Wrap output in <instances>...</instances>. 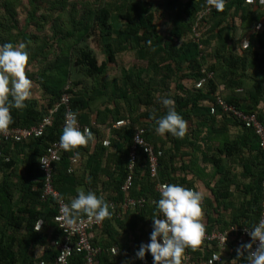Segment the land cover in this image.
<instances>
[{
  "label": "trees",
  "instance_id": "trees-1",
  "mask_svg": "<svg viewBox=\"0 0 264 264\" xmlns=\"http://www.w3.org/2000/svg\"><path fill=\"white\" fill-rule=\"evenodd\" d=\"M27 1V17L23 28H19L17 19L18 10L23 7L22 0H0V45H25L29 52L27 69L33 67L34 70L32 74L26 75L41 89L45 104L40 105L38 100L29 99L25 101V108L12 109L13 123L8 128H31L38 125L60 101L68 85L71 86V109L78 114L81 125L87 113L96 116L99 126L107 127L119 119L124 120L126 117L120 111V105H123L126 116L131 119V125L116 132L118 145L113 156L117 159L118 171L117 178L113 180L115 197L112 198L122 201L124 193L121 188L128 175L129 149L136 130L143 128L146 141L156 148V119L159 118L158 115L162 117L166 114L165 108L157 109L156 114L148 113L145 116L152 123L143 124L140 116L134 117L135 111L141 106H154V85H166V79H175L177 91L181 94L172 99L175 101L176 111L187 124L199 120L200 123H222V126L241 128V135L234 140L226 137L218 151L237 159H245L244 150L249 149L251 158L255 161V171L243 165L247 175L237 177L220 167L215 160L214 166L223 175L221 185L226 188L227 194L232 186L238 189L243 186L246 197H249L248 201L242 203L241 215L234 223L243 222L251 227L258 223L264 182V160L259 139L253 130L246 128L242 121L232 115L220 109L216 115H212L211 107L216 103L217 97L222 95L228 104L239 111L247 115L256 114L264 125L262 5H255L248 0H226L223 11L213 9L201 24L205 50L200 56L198 45L189 36L199 13L207 7V0H164L161 5L163 10H158L153 2L147 0ZM159 17H168L170 27L166 33L160 31L157 23ZM236 18L240 20L242 37L248 41L241 50V55L235 50ZM30 30L33 32L28 33ZM12 31H16V34L13 35ZM94 37L100 39L101 53L104 56L102 61L90 45V40ZM126 51H134L136 60L147 62L146 67L135 65L121 78L108 81L106 76L109 74V65L115 64ZM204 66L208 72L214 73V78L203 88L197 89L196 84L201 79L200 71ZM145 74L150 77L148 80L144 79ZM162 74L163 79L159 82L158 78ZM184 80H192L194 84L188 87L183 85ZM220 84L225 85L229 95L225 96L220 91ZM110 104L115 107L109 109ZM65 113L66 108L62 106L53 114L52 124L42 137L6 143L1 149L0 172L8 177L0 181V264H52L56 258L55 241L60 237L54 222L56 202L42 201L44 185L39 159L51 143L59 141L65 126ZM100 118L107 121L101 124ZM90 131L94 132L92 128ZM189 132L194 133V130H187L184 140L175 137L177 150L181 145L192 144L189 142ZM85 148L86 146H79L67 151L61 162L55 165L54 187L65 199L75 193L74 189L78 184L75 173H68L69 160L77 152L79 156L84 154ZM105 151L104 147L96 146L95 152L90 156L91 168L98 162L102 164ZM254 153L257 154L255 158ZM171 157V154L163 151L159 160L158 178L153 179L150 177L147 158L140 151L130 196L145 198L146 202L143 207L124 214L126 218L133 220L130 230H135L138 219L147 215L151 225L152 218L162 216L154 203L160 198L156 191L157 183L178 184L177 179L172 177L174 170L168 166ZM7 158L9 161H6ZM19 166H24L26 173L22 178L16 175L19 184H15L10 178L17 173ZM34 178L38 181H34ZM246 178L249 180L248 184L243 183ZM93 183V179L88 181V187L91 188ZM16 190H21L22 196L14 202ZM38 205L41 210H36ZM124 216L115 218L120 228H123L126 220ZM39 220H43L44 229H53L51 235L46 231L35 230V224ZM109 221L110 219L106 223ZM12 228L18 231L24 229V233L17 231L8 234ZM224 228L227 226L222 229ZM37 246L45 247L39 258H35L34 253ZM99 247L105 251L96 260V264H114L109 257L111 250L105 246ZM241 252L239 256L235 252L236 260L238 264H247L248 252L243 249ZM210 254H205V258ZM143 260L152 261L153 258L150 253H146ZM138 262L135 264H139ZM69 264H86L84 255L74 254Z\"/></svg>",
  "mask_w": 264,
  "mask_h": 264
},
{
  "label": "crops",
  "instance_id": "crops-1",
  "mask_svg": "<svg viewBox=\"0 0 264 264\" xmlns=\"http://www.w3.org/2000/svg\"><path fill=\"white\" fill-rule=\"evenodd\" d=\"M248 1L254 3L255 5L259 4V0ZM235 23V50L238 54L241 55V50L246 47L248 41H246L247 38L242 37V28L239 18H236ZM262 25H264V21L262 22ZM103 59L104 56L100 61H102ZM135 65L137 67H146L147 62L137 61L134 51H126L121 54L120 59L115 64L109 65V74L106 76V79H108V81H111L114 78L119 79L126 71H128ZM163 76V74L160 75V77L158 78L159 82L163 79ZM149 78L150 77L148 75H144L145 80H148ZM166 81V85L163 84L162 86H160L161 83L156 86L154 85V106H152L151 104L147 107L141 106L138 110L135 111L136 114L134 115V117L140 116L141 123H152V121L147 119L145 116L148 113L156 114L157 109L163 108L159 103L161 98L168 97L172 99L177 94H181L180 91H177V83L175 79H166ZM193 84L194 83L192 80H184L183 82V85H187L188 87L192 86ZM222 86L224 87V90L222 91L223 94L225 96L229 95L230 92L226 89L225 85L220 84V87ZM237 93L239 94L240 92ZM39 94H41L42 98L36 97L30 99L38 100L40 105H44L45 99L43 98L42 91ZM120 106L121 114H124L126 117L125 119H128L129 121V124L127 125L117 127L115 126V123L118 122L117 120L114 124H111L112 127H110L111 125L107 127L99 126L97 125L96 116L92 113H87L88 115H86V118L82 120L83 126L93 129L94 142L86 145V152L81 156H78L79 164L75 172L78 184L74 189L75 193L70 195L67 200L71 201L72 198H75V196L77 195V188H84L86 192L91 191L98 197H103V199L108 203L111 201L119 202V200L117 199H112L113 197H115L113 191V180L117 178L118 171L116 165L117 159L113 156L115 152H117L116 146L118 145L116 143V132L123 129L124 127H127L128 125H131V119L126 116L124 106ZM114 107L115 106L111 104L108 106L109 109H113ZM158 117L160 118L159 115ZM121 120L122 119H119V121ZM104 121L106 122L107 120L105 118H100L101 124H103ZM187 125L188 131L194 130V133L189 132L188 134L189 142L190 144L192 143L190 146L181 145V147L177 150V148L175 147V136L166 132L163 135L156 133V136L158 138V140H156V148L161 149L165 153H168V155L171 154V156H173L168 162V166H170L171 169L174 170L172 172V177L177 179L178 184L202 192L204 198L202 202L201 219L207 230L222 229L223 227H229L231 225L237 224L234 222H236L238 216L241 215L242 203L248 201L249 197H246L245 192L243 191V186L239 189L235 186H232L230 191L228 192L229 194H227V191L225 190L226 188L221 185L223 175L220 174V172H217L214 166V160L218 162L220 167L225 170H229L237 177L247 175V173H245L244 171V166H247L251 171L256 169L255 161L251 158V153L247 148L244 150L243 154L245 159H237L234 156L227 155L225 152L220 153L218 151V149L222 147L221 143L226 139V137H228V139L234 140L240 134L241 128L237 126H222V123H200L199 120L196 122H189ZM105 141L109 142L108 146H105L103 144V142ZM120 143H122V141ZM97 145L105 148V155H103L102 164L98 162V164H94V167L91 168L90 156L95 152ZM256 155L257 154L254 153L253 157L255 158ZM250 166L251 168H249ZM25 173V167L19 166L17 173L11 176V182L19 184V178H15V176L18 175L20 178H22L25 177ZM7 177V174L0 172V181L4 180ZM92 179L94 180V183L91 188H89L88 181ZM34 181L38 180L35 179ZM248 182L249 180H247V178L246 180H243L244 184H248ZM21 196V190H16L14 192V202L20 200ZM29 205L31 207L32 202H30ZM40 207V205L36 206V210H41ZM115 218H117L116 215L111 214L109 218L110 221L108 223H105L103 228L95 230L93 232V243H96L97 246H105L106 249H115L116 254L109 253V257L114 264H135L136 262H138V260H140V263L138 262L139 264H153V260L146 261L138 259L136 257V252L139 250L141 244H147L150 240V234L152 232L153 225H151L149 215L143 217V219H138L139 222L137 219H135L138 222L135 230H130L129 228L130 224L133 221L129 220L130 218L125 217L126 220L123 223V228H120L118 226ZM39 221H37V223ZM25 226L26 224L24 223L23 227ZM17 231L18 230L12 228L9 230L8 234ZM40 231H46L51 235L53 229H50V227L44 229L43 223ZM18 232L23 234L24 229H21ZM136 242H138L139 245ZM243 244L245 243H238L236 241L231 243V245L229 246V251L227 252V255L225 257V264H232L234 260L236 261V264H238V261L235 257V252L237 251V249L242 250L241 246ZM44 251V246H37L34 250L35 258L41 257ZM189 251L195 259L205 257V254H208L210 252V250L205 246H197L195 249L190 248Z\"/></svg>",
  "mask_w": 264,
  "mask_h": 264
},
{
  "label": "clouds",
  "instance_id": "clouds-1",
  "mask_svg": "<svg viewBox=\"0 0 264 264\" xmlns=\"http://www.w3.org/2000/svg\"><path fill=\"white\" fill-rule=\"evenodd\" d=\"M264 3V0H260ZM207 3L217 11H223L226 0H207ZM29 65V52L23 43L14 46L12 43L0 45V131L6 130L12 123V109L20 110L27 105L25 101L32 95L33 82L26 75ZM160 104L166 109V114L156 120L157 134L170 133L177 138H183L187 132V121L175 109V101L168 97L160 99ZM75 112L65 113V126L59 138V143L65 151H72L79 146L94 142V135L88 129L80 130ZM77 157L79 153L77 152ZM77 195L70 204L60 208L67 225H76L86 216L89 221H103L109 218L110 205L103 197H98L84 188L76 189ZM201 191L184 187L180 184H163L160 186V198L154 201L156 209L163 218H152L153 228L147 244H141L136 257L143 260L150 253L153 264H182L185 249H195L205 235V225L202 222ZM248 235L252 242H259L252 250V243H246L241 248L248 252L247 264H264V216L254 224ZM237 249V255H241ZM232 264H236L234 260Z\"/></svg>",
  "mask_w": 264,
  "mask_h": 264
},
{
  "label": "built area",
  "instance_id": "built-area-1",
  "mask_svg": "<svg viewBox=\"0 0 264 264\" xmlns=\"http://www.w3.org/2000/svg\"><path fill=\"white\" fill-rule=\"evenodd\" d=\"M259 4L264 7V3ZM214 7L209 4L207 7L199 13L196 21L192 27V32L189 36V39L198 45L199 51L202 56L205 46L202 43L203 34H202V23L204 19L209 16ZM260 29V28H259ZM201 79L197 82L196 88L201 89L204 87L209 80L214 78L213 72H208L206 66L200 71ZM71 86L66 87V91L62 95L60 101L54 106L53 110L47 114L44 119L36 126L31 128H7L6 130L0 131V155L1 149L6 143L10 142H21L28 141L32 138L42 137L48 127L52 124V116L58 111L62 106L66 108V112H73L71 109V99L72 95L69 92ZM224 87H220L222 92ZM221 95V94H220ZM219 109L227 114L232 115L237 120L242 121L245 127L254 131L259 139V145L263 154L264 160V125L259 121L256 114L247 115L242 111H239L233 105L228 104L223 96H218L216 103L211 107V114L216 115ZM77 114V113H76ZM77 124L80 130L89 127H82L78 121V114L76 115ZM64 118V125H65ZM129 124L128 120H121L115 123V126L121 127L123 125ZM145 130L143 128H138L132 138V143L129 149V162H128V175L122 185V192L124 193V198L122 201L109 202L110 208L109 211L111 214H115L117 218H120L122 215L127 213L129 210H135L140 207H143L146 199L145 198H132L130 196V191L133 187V179L135 175L136 162L139 157L140 151H143L147 158L148 168L150 172V177L153 179L158 178L159 171V160L163 156V151L161 149L155 148L149 142L146 141ZM105 146L109 145V142H103ZM65 151L59 141L51 143L43 156L39 159V168L43 174V185L44 192L42 194V201L46 202L49 200H54L56 202L55 207L57 209V214L54 217V222L58 231L60 232V237L55 241V249L57 251L56 258L52 264H69L70 259L74 254H82L85 257L86 264H96V260L99 256L105 251L104 248L96 246L93 243V232L95 230L101 229L104 227L106 221L110 218H105L103 221L96 222L95 220L89 221L86 216L82 215L81 220L76 225H67L64 221L63 215L60 212V208L70 204V201L63 198L59 191L55 189L53 183V176L55 172V165L61 162ZM6 161H9L7 158ZM70 166L68 173L74 174L76 168L79 164V158L74 155L70 158ZM168 183H157L156 191L160 195V186ZM193 189V188H191ZM111 216V215H110ZM261 216H264V182H263V201L261 205ZM160 218H163L161 216ZM43 226V221H39L35 230L40 231ZM252 227L244 224L243 222L239 224H234L226 229H213L207 230L205 228V235L201 239V243L198 246L208 247L210 250V256L207 258L201 257L195 259L191 252L185 249L184 256L186 259L182 258V264H225V257L229 251V246L232 242L236 241L238 243H252V250H255L258 247L259 242H252L248 232ZM111 253L116 254L115 249H110ZM44 264V263H42Z\"/></svg>",
  "mask_w": 264,
  "mask_h": 264
},
{
  "label": "rangeland",
  "instance_id": "rangeland-1",
  "mask_svg": "<svg viewBox=\"0 0 264 264\" xmlns=\"http://www.w3.org/2000/svg\"><path fill=\"white\" fill-rule=\"evenodd\" d=\"M70 1H72V0H70ZM150 1L153 2L157 6L158 10H160V9L163 10L161 8V5H162L164 0H150ZM27 2H28L27 0H22L23 7L18 10V19H17V21H18L19 28H23L25 20H26V17H27V12L29 10V6L27 5L28 4ZM159 18L160 19L157 20V23L159 25L160 31L162 33H166L168 31L169 27H170V23L168 21V17L167 18L159 17ZM32 32L33 31L30 30L28 33H32ZM12 34L15 35L16 31H12ZM90 45L96 51V53L98 55V58L101 60L103 58V54L101 53L102 49H101L100 39L98 37H94L92 40H90ZM33 72H34L33 67L32 68L29 67L26 70V73H29V74H32ZM31 91H32V95H31L30 98H36V97L37 98H40V97L42 98L41 94H39L41 92V89H39L36 84L33 83V87H32Z\"/></svg>",
  "mask_w": 264,
  "mask_h": 264
}]
</instances>
